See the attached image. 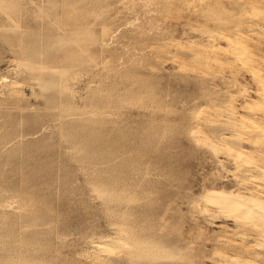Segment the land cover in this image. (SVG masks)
<instances>
[{
	"label": "rangeland",
	"instance_id": "obj_1",
	"mask_svg": "<svg viewBox=\"0 0 264 264\" xmlns=\"http://www.w3.org/2000/svg\"><path fill=\"white\" fill-rule=\"evenodd\" d=\"M216 193L264 202V0H0V264H264Z\"/></svg>",
	"mask_w": 264,
	"mask_h": 264
},
{
	"label": "bare ground",
	"instance_id": "obj_2",
	"mask_svg": "<svg viewBox=\"0 0 264 264\" xmlns=\"http://www.w3.org/2000/svg\"><path fill=\"white\" fill-rule=\"evenodd\" d=\"M213 198L215 197V203L213 205L214 208L219 209L222 213H225L224 207L226 206H236L238 207L239 211L243 213H248L247 208L249 205H253V207H263L261 205H264V202H259L258 200L255 201L256 199L253 197H243L239 194H228V195H223V194H213ZM262 217L264 218V212H262ZM262 218V219H263Z\"/></svg>",
	"mask_w": 264,
	"mask_h": 264
}]
</instances>
